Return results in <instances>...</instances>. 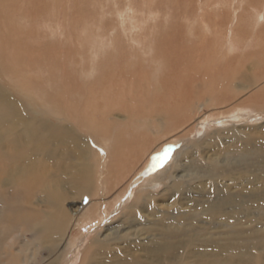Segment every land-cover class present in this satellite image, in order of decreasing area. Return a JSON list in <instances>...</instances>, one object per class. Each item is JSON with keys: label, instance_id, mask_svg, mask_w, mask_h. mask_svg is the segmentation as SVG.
I'll return each mask as SVG.
<instances>
[{"label": "bare ground", "instance_id": "1", "mask_svg": "<svg viewBox=\"0 0 264 264\" xmlns=\"http://www.w3.org/2000/svg\"><path fill=\"white\" fill-rule=\"evenodd\" d=\"M258 8L253 15L251 33L257 49L237 51L247 42V33H242L239 42L235 41L232 30L228 42L233 44L234 52L226 50L225 56L228 51L232 55L228 54L224 62L212 60L214 64L208 68L202 64V68H207L203 71L195 70L200 66L199 61L189 63L192 68L188 63L163 56L155 59L158 52L154 45L147 46L138 38L141 23L128 11L119 21L125 25L123 30L129 34L128 39L149 57L147 65L153 66L151 71L156 79L152 86L169 97L161 102L166 106L163 113L154 115L159 123L154 134L161 140L151 142L154 145L146 143L142 147L143 155L137 153L132 165L115 162L120 178H126L134 164L132 175L149 165L170 139L190 138L181 148L165 147L169 150L166 151L169 162L153 166L156 169L148 167V175L135 180L133 199L125 198V183L121 189H113L103 197L99 174L93 178L89 143L74 127L60 123L49 111L38 110L36 106L21 107L20 100L0 84V264H7L3 259L5 246L14 249L10 264H63L67 254L60 251L61 241H67L75 226L88 216L89 220L102 216L103 222L97 224V232L83 251L80 264H264V122L219 127L211 124L199 139L191 136L201 119L208 115H198L199 102L215 112L211 119L245 111L252 114L254 121L264 120V4ZM232 9L231 27H234L239 8L233 5ZM221 16L205 18L203 27L207 36L219 30ZM92 52L95 60L98 59V50ZM245 57L253 61L245 65L242 63ZM238 58L242 61L237 63ZM179 71L183 72L180 81ZM98 72L93 64V69L85 74L98 80ZM118 100L115 97L112 103L120 109ZM12 160L21 164L9 166ZM18 176L27 184L29 181L30 191L38 188L39 181L46 182L39 194L41 207L32 205V201L14 199L9 193ZM160 183L164 186L157 193L155 187ZM82 195H85L82 206L77 210L66 208L69 198ZM171 195L174 200L165 202L166 208L155 206ZM27 231L32 240L30 237L23 240ZM43 248L49 251L47 263L45 257L38 256Z\"/></svg>", "mask_w": 264, "mask_h": 264}, {"label": "rangeland", "instance_id": "2", "mask_svg": "<svg viewBox=\"0 0 264 264\" xmlns=\"http://www.w3.org/2000/svg\"><path fill=\"white\" fill-rule=\"evenodd\" d=\"M263 4L264 0H0V84L14 94L17 101L20 100L21 107L32 109L36 106L38 110L49 111L60 123L74 127L89 143L92 151L89 161L93 173L96 174H93V178L96 179L99 174L103 197L111 194L113 189H121L125 183L126 186L123 187L125 198L133 199L136 192L135 180L140 177V180L144 179L146 174L148 175L146 172L148 167L151 169L157 164L166 165L170 160V155L166 154L167 148H181L190 138L176 136L170 139L149 165L145 164L132 175L136 166L134 164L131 173L127 171L126 178H120L116 163L132 165L138 156L135 155L142 154V147L146 143L152 144L161 140V137L154 134L156 127L159 126L154 115L163 113L162 109L166 106L163 107L161 102L169 99L168 93L163 96L160 89L152 86L156 84L155 74L151 71L153 66L150 68L147 65L149 57L144 55V51L140 50L137 44L128 39L129 34L123 30L125 25L120 23L124 14L128 11L131 17L141 23L138 38L147 46L154 45L158 52L155 59L160 60L163 56L171 61L188 63L187 66L192 68L189 63L199 61L200 66L198 68L196 66L195 70L203 71L211 63L224 62L232 55L233 44L228 42L232 30H235V41L239 40L242 33L243 35L247 33V42L237 51L243 53L245 48L251 52L257 49L256 43L253 45L251 34L254 31L253 15ZM233 5L239 8V18L235 26L231 27ZM220 15L223 18L221 27L214 34L207 36L203 27L205 18L218 19L217 16ZM155 26L157 28H154ZM153 30L156 31L155 34L153 32L154 35ZM92 50H98V59L95 60L92 56ZM226 50L232 51L230 53L228 51L229 56L228 54L225 56ZM244 59L242 58V63L245 62V65L253 61L248 57ZM242 60L239 61L238 58L237 63ZM204 63L207 68L204 65L202 68ZM93 64L99 70L98 80L94 76H86L93 69ZM178 74L180 81L183 72ZM51 83L56 86L51 87ZM64 87L68 89L61 90ZM125 87L127 89H122ZM148 87L151 91H147ZM115 97L119 99L120 109L112 103ZM197 105L199 116L203 117L206 113L208 115L201 119L199 128L191 135L192 139H199L201 132L211 124L213 127H219L234 123L246 125L250 121L264 122L263 119L254 121L252 114L245 111H236L233 115L222 116L217 120L211 119L210 116L215 112H210V107L205 106L203 102ZM20 164V161L14 163L13 160L8 163L9 166ZM15 178L19 180L9 192L13 198L26 203L32 201V205L41 207L38 199L40 190L46 182L39 181L38 188L30 191L29 181L27 184L23 178L19 176ZM119 179L122 180L118 182ZM127 182L129 183L126 184ZM113 183L116 184L112 188ZM163 186L164 184L160 183L155 187L157 190L155 192H161ZM84 196L69 198L65 202L66 208L77 210L80 205L82 206ZM166 200L158 201L155 206L165 207V202L173 201L174 197L168 196ZM88 217L75 226L67 241H61L60 251L67 254L63 264L82 262L83 251L95 236L97 224L103 222L102 216L93 220H89ZM24 235L26 236L22 237L23 240L26 237L31 239L30 232L27 231ZM3 248L6 255L3 259L10 264L14 260L12 255L14 249L7 246ZM48 253L49 251L43 248L38 256L45 257L47 263L50 260Z\"/></svg>", "mask_w": 264, "mask_h": 264}]
</instances>
